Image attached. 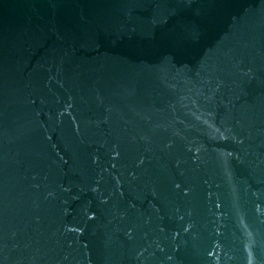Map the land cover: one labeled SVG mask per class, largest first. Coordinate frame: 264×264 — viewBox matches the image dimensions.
I'll list each match as a JSON object with an SVG mask.
<instances>
[{
    "label": "water",
    "instance_id": "obj_1",
    "mask_svg": "<svg viewBox=\"0 0 264 264\" xmlns=\"http://www.w3.org/2000/svg\"><path fill=\"white\" fill-rule=\"evenodd\" d=\"M0 264H264V0H0Z\"/></svg>",
    "mask_w": 264,
    "mask_h": 264
}]
</instances>
